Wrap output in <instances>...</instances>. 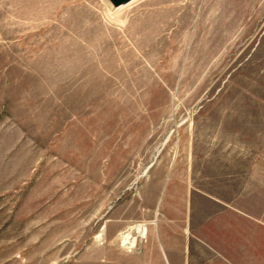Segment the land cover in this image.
Listing matches in <instances>:
<instances>
[{"label": "rangeland", "instance_id": "obj_1", "mask_svg": "<svg viewBox=\"0 0 264 264\" xmlns=\"http://www.w3.org/2000/svg\"><path fill=\"white\" fill-rule=\"evenodd\" d=\"M236 156L264 168V0H0V264H165Z\"/></svg>", "mask_w": 264, "mask_h": 264}, {"label": "crops", "instance_id": "obj_2", "mask_svg": "<svg viewBox=\"0 0 264 264\" xmlns=\"http://www.w3.org/2000/svg\"><path fill=\"white\" fill-rule=\"evenodd\" d=\"M244 159L235 157L239 174L219 194L196 190L203 204L186 208L185 224L160 232L165 264H264V168L253 162L244 175Z\"/></svg>", "mask_w": 264, "mask_h": 264}, {"label": "bare ground", "instance_id": "obj_3", "mask_svg": "<svg viewBox=\"0 0 264 264\" xmlns=\"http://www.w3.org/2000/svg\"><path fill=\"white\" fill-rule=\"evenodd\" d=\"M131 230H134L138 235L133 236L131 234ZM147 234V227L145 224L137 223L135 225L130 226L128 229L121 231L119 233V239L122 240L123 244H128V246L132 247L135 245L138 237H145ZM100 237V235L98 236Z\"/></svg>", "mask_w": 264, "mask_h": 264}, {"label": "water", "instance_id": "obj_4", "mask_svg": "<svg viewBox=\"0 0 264 264\" xmlns=\"http://www.w3.org/2000/svg\"><path fill=\"white\" fill-rule=\"evenodd\" d=\"M115 1L118 2V3H123V2L129 1V0H115Z\"/></svg>", "mask_w": 264, "mask_h": 264}]
</instances>
